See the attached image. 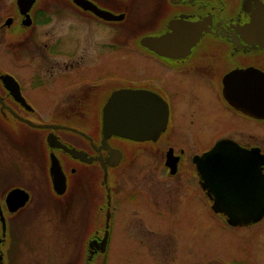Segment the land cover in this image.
<instances>
[{
	"label": "flooded vegetation",
	"instance_id": "1",
	"mask_svg": "<svg viewBox=\"0 0 264 264\" xmlns=\"http://www.w3.org/2000/svg\"><path fill=\"white\" fill-rule=\"evenodd\" d=\"M125 92L146 110L135 138L104 129L107 105ZM157 108L165 116L155 121ZM7 141L23 149L0 167V264H9L15 224L42 197L53 209L84 210L81 264H104L125 208L137 239L190 213L242 241L239 264H264V217L231 224L195 162L226 142L264 174V0H0ZM13 190L29 195L15 211Z\"/></svg>",
	"mask_w": 264,
	"mask_h": 264
},
{
	"label": "rangeland",
	"instance_id": "2",
	"mask_svg": "<svg viewBox=\"0 0 264 264\" xmlns=\"http://www.w3.org/2000/svg\"><path fill=\"white\" fill-rule=\"evenodd\" d=\"M1 61L11 67L9 61ZM21 149L18 142L0 143V167L7 168L12 151ZM13 162L11 168L17 167L18 160L13 159ZM142 166L145 168L147 164ZM28 171L23 168L24 177L28 178ZM142 177L143 174H137L135 180ZM54 204L58 206L57 202ZM58 207L53 209L42 197L24 213L13 228L9 264H81L86 238L84 210L83 213L71 212L66 206L59 204ZM125 209L115 227L112 224L114 233L104 264H209V256L217 257L211 264L243 262L242 241L221 226L211 227L210 222L194 220L188 213L186 217L156 225L158 228L153 227V235L144 234L137 239L138 220ZM124 214L130 217L124 219Z\"/></svg>",
	"mask_w": 264,
	"mask_h": 264
},
{
	"label": "water",
	"instance_id": "3",
	"mask_svg": "<svg viewBox=\"0 0 264 264\" xmlns=\"http://www.w3.org/2000/svg\"><path fill=\"white\" fill-rule=\"evenodd\" d=\"M134 98L136 96L131 92L118 93L112 97L104 111L106 135L129 138L140 135L141 113L145 115L146 110L135 108L133 106ZM154 100L158 103L156 98ZM159 115H161V119H164L165 111L157 108L154 110L155 121ZM234 159L244 160L245 163L235 165ZM195 162L204 189L208 195L211 193L216 195V211L230 216L231 224L246 226L256 223L264 217V174L261 173V170L256 169L253 164H250V161L248 162L245 151L231 143L224 142L217 144L202 157L196 159ZM238 166L239 168H236ZM228 168H233V170ZM255 169L256 171H254ZM53 174L56 182L58 178L60 179V175L61 182H64V177L58 166L57 169H54ZM254 182L258 186L248 185V183ZM59 187L56 186V188ZM7 201L11 207H14L13 211H15L27 204L29 195L22 190H13ZM108 236L107 232L104 238V247L107 245Z\"/></svg>",
	"mask_w": 264,
	"mask_h": 264
}]
</instances>
